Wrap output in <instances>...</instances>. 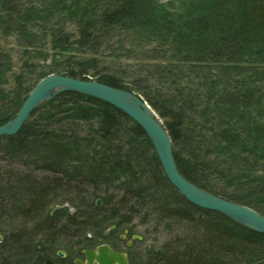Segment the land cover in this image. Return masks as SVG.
Returning <instances> with one entry per match:
<instances>
[{
	"label": "trees",
	"instance_id": "1",
	"mask_svg": "<svg viewBox=\"0 0 264 264\" xmlns=\"http://www.w3.org/2000/svg\"><path fill=\"white\" fill-rule=\"evenodd\" d=\"M21 1L0 0L4 37L34 36L24 22L34 6L22 10ZM98 1L69 14L77 22L76 35L65 28L52 34L55 48L65 45L76 52L57 73L91 77L143 96L164 119L187 179L264 215V121L253 115L264 85L254 88L243 81L238 88L215 91L217 83L226 85L228 65L263 55L255 48H264V0H203L177 18L160 0ZM119 31L170 44V55L167 50L161 55L170 62L135 69L109 64L110 56L101 58V51L114 50L117 61L122 57ZM153 64L156 72L146 70ZM12 66L9 52L0 49V98L6 97L3 87ZM57 67L42 71L40 78ZM195 71L206 88L189 80ZM260 109L264 115V104ZM220 111L227 115L224 124ZM11 119L0 115V125ZM0 159L7 161L0 168V225L19 222L0 228V264H44L60 249L80 256L109 238L105 230L115 225L111 235L129 229L136 217L142 223L155 219L189 226L158 248L130 250L132 264H264V233L189 202L168 180L141 126L99 98L65 91L42 103L18 133L0 138ZM60 198L62 207L53 211Z\"/></svg>",
	"mask_w": 264,
	"mask_h": 264
},
{
	"label": "rangeland",
	"instance_id": "2",
	"mask_svg": "<svg viewBox=\"0 0 264 264\" xmlns=\"http://www.w3.org/2000/svg\"><path fill=\"white\" fill-rule=\"evenodd\" d=\"M108 3L111 0H99L98 2ZM161 3H168L170 8L173 11L174 16L177 18L179 15L184 14L186 11L193 9H197L195 4L202 2L203 0H160ZM90 0H22L19 2L22 5V10H26L31 6L35 12L33 14H29V18L24 19V22H27V28L29 33H33V37L31 39H24L21 37L23 32H15L14 34L4 37L2 34V30L0 28V49L4 52H9L12 57V67L7 75V82L4 85L6 97H1L2 101H0L1 109L0 115H9L12 118L15 116V110H19L17 107L18 99H20L21 105L30 93V91L35 87L37 82L41 80L40 73L42 71H48L52 66L57 67V72L59 70L64 69L65 58L71 54H76L74 48L71 49L65 45H62L60 48H55L52 42V34L55 33L56 28H65L67 31L72 32L74 35L77 34L78 26L77 22L73 15H69L73 10L77 9V11L81 12V9L88 6ZM103 2V3H104ZM75 3V4H74ZM102 3V4H103ZM77 6L74 8V6ZM98 4V3H97ZM100 5V4H98ZM72 8V9H71ZM29 10V9H28ZM170 31H161L160 34L168 35ZM119 35V38L124 44L125 47L123 50L117 52V54L122 55L121 58L117 61L114 57V50L104 49L101 51V58H104L105 55H109L108 59H105L106 62L121 65L125 67L128 65L129 69H135L140 65H145V63H153V62H161L163 64H167L170 62V49L171 45L164 43L160 39L157 40L152 35H145L142 33H131V32H116ZM22 39H19V38ZM164 39V38H163ZM255 48V47H253ZM162 50H167L168 58L163 60L161 58ZM256 51L262 53L263 55H246L243 59L236 63L228 65L226 68L227 73L226 76H229L231 79V83L227 85L230 81L226 78V85L218 87L220 83H217L215 87V91L226 90L225 88L230 87L231 89L235 87H239L240 84L244 85L245 82L250 87H260L264 85V62L261 61L264 59V48L256 46ZM79 57V56H74ZM211 67H216L217 64H211ZM216 65V66H215ZM219 69H221V64L218 65ZM212 68V71L216 70ZM152 70L156 72L158 70V66L156 65H148L146 70ZM229 70V71H228ZM221 71H218V76L221 75ZM199 71H195L189 77V80L192 81L193 84H200L204 88L207 86L200 83L198 76ZM61 74V73H59ZM158 75V74H156ZM240 81V82H239ZM260 102L259 105L254 106L253 115L257 113L259 119L258 121H264V115L260 107H263L264 104V93L258 94L255 97V100ZM49 101V100H47ZM47 101H44L47 102ZM205 102L203 101L202 104ZM20 105V107H21ZM224 112L220 111V119L224 124L227 119V115L224 117ZM164 121V119H162ZM257 121V122H258ZM165 123V121H164ZM249 122H244L248 127ZM251 124V123H250ZM243 124H239V127L243 130ZM82 130L86 129V126L81 127ZM249 129V127H248ZM253 131V130H251ZM248 145L251 146L250 141L247 142ZM0 168L4 166L7 161L0 159ZM8 168L14 167V165L7 166ZM62 199L60 198L57 201V204L61 206ZM67 202H64L63 205L67 206ZM69 205V204H68ZM70 209L72 206L70 205ZM53 211L56 210L52 209ZM5 219V218H4ZM18 221L6 220L4 223L2 221L0 228L7 227L11 228L12 226H17ZM12 225V226H11ZM189 225L185 222L175 221L173 225L170 224L169 221L158 223L155 219L149 220L146 223H142L140 218L136 217L132 226L127 228L126 230L119 231V233H114L112 237L108 239H103L100 243H108L111 246L116 247L117 249L123 251L127 247V242L132 240V234L140 236L141 239L139 241H134V246L132 249L137 248L139 252H145L150 248H158L165 241L170 238L179 235V232L186 229ZM113 228V227H112ZM129 231V234L127 233ZM194 232V231H193ZM127 235L123 241L119 240V235ZM1 238L0 241L3 240V235L0 233ZM97 245V244H96ZM95 245V246H96Z\"/></svg>",
	"mask_w": 264,
	"mask_h": 264
},
{
	"label": "water",
	"instance_id": "3",
	"mask_svg": "<svg viewBox=\"0 0 264 264\" xmlns=\"http://www.w3.org/2000/svg\"><path fill=\"white\" fill-rule=\"evenodd\" d=\"M65 91H75L104 100L122 110L140 125L151 139L168 180L189 202L203 209L223 213L264 233L263 214L249 206L200 188L180 172L174 156L173 141L164 121L148 101L132 91L116 88L95 79L51 73L37 82L15 116L0 125V138L18 133L39 105ZM97 204H101L100 199ZM61 207L57 205L55 208ZM105 233L107 234L108 231ZM84 254L87 262L77 260L76 264H130L126 253L118 252L108 244L99 245L95 249H86ZM46 264H52V261L49 260Z\"/></svg>",
	"mask_w": 264,
	"mask_h": 264
},
{
	"label": "flooded vegetation",
	"instance_id": "4",
	"mask_svg": "<svg viewBox=\"0 0 264 264\" xmlns=\"http://www.w3.org/2000/svg\"><path fill=\"white\" fill-rule=\"evenodd\" d=\"M113 232V231H112ZM129 234V231L127 232ZM109 237H112L114 234L111 233V235L108 233ZM107 235V236H108ZM132 240L127 242V247L125 250H123L124 252L127 253L128 255V258H129V261H130V264L131 263V259H130V250H132V247L134 246V241H139L141 238H136V235L132 234ZM125 238H127V235L126 236H122L121 234L119 235V240L120 241H123ZM111 246V245H110ZM93 247V246H92ZM113 249L117 250V251H121L119 249H117L116 247L114 246H111ZM90 248V247H89ZM80 259V260H83V261H86V258H85V255H84V252L82 250V254L80 256H77V257H73L69 251H66L64 249H60L56 252L55 256H53V258L51 259L52 261V264H76V261ZM46 263V262H45ZM44 263V264H45Z\"/></svg>",
	"mask_w": 264,
	"mask_h": 264
},
{
	"label": "bare ground",
	"instance_id": "5",
	"mask_svg": "<svg viewBox=\"0 0 264 264\" xmlns=\"http://www.w3.org/2000/svg\"><path fill=\"white\" fill-rule=\"evenodd\" d=\"M143 97V96H142ZM144 100H146L144 97H143ZM134 100V99H133ZM147 101V100H146Z\"/></svg>",
	"mask_w": 264,
	"mask_h": 264
}]
</instances>
